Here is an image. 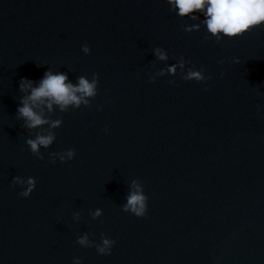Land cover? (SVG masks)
<instances>
[{
    "label": "water",
    "instance_id": "obj_1",
    "mask_svg": "<svg viewBox=\"0 0 264 264\" xmlns=\"http://www.w3.org/2000/svg\"><path fill=\"white\" fill-rule=\"evenodd\" d=\"M195 23L167 0H0V264H264V26L217 41L184 31ZM181 55L213 76L207 90L157 75ZM49 67L98 73L99 91L50 114L63 125L40 159L15 113L21 77ZM16 175L36 177L28 198ZM133 180L144 217L122 209ZM85 232L115 239L111 254L80 246Z\"/></svg>",
    "mask_w": 264,
    "mask_h": 264
},
{
    "label": "clouds",
    "instance_id": "obj_2",
    "mask_svg": "<svg viewBox=\"0 0 264 264\" xmlns=\"http://www.w3.org/2000/svg\"><path fill=\"white\" fill-rule=\"evenodd\" d=\"M167 4L178 17L199 21V23L185 25L184 31L189 33L199 31L203 26L207 36L214 37L217 41L225 37L242 36L256 27L264 26V0H167ZM82 51L86 55L90 54L91 46L82 45ZM152 52L158 60H169L168 51L164 47L157 46ZM234 62L239 63V58H234ZM219 63L223 64L224 60H220ZM37 66L41 65L37 64ZM178 71L183 72L181 79L204 83L206 90V82L213 79L211 74H206L207 69L204 66L193 67L192 62L182 55L176 59L175 63L159 69L157 75L175 76ZM220 75L223 77L224 72ZM149 80L154 82L156 78L150 76ZM168 83L175 85L176 81L169 80ZM19 91L24 95L19 97L15 116L23 121L22 127L30 131L26 144L31 153L44 159L42 149H49L54 144L57 139L55 130L63 125V119L53 118L54 116L50 114L57 110L67 112L70 108L79 109L82 105H90L98 95L99 74L92 73L91 78L85 75L78 76L73 83L67 72H54L49 67L38 80L21 77ZM104 131L108 132L109 128L105 126ZM48 155L52 164H55L57 159L60 162H68L76 157V150L68 148L59 152H49ZM12 183L21 187L22 190L19 193L21 197L28 198L36 189L37 179L34 176L24 179L16 175ZM148 199L143 184L133 180L122 209L137 217H144L148 210ZM102 213L103 210L97 208L94 210V217H99ZM79 215L78 211L74 213L75 218H79ZM76 242L83 247L94 246L101 255H110L116 244L115 239L103 234L101 242L96 243L86 232L79 235ZM74 264H83V262L79 257H75Z\"/></svg>",
    "mask_w": 264,
    "mask_h": 264
}]
</instances>
